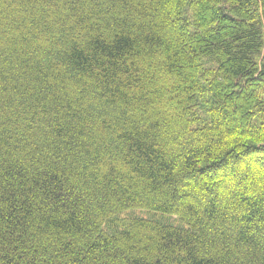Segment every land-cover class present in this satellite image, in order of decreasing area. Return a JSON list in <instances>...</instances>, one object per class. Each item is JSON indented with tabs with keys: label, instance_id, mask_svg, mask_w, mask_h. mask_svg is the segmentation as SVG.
<instances>
[{
	"label": "trees",
	"instance_id": "trees-1",
	"mask_svg": "<svg viewBox=\"0 0 264 264\" xmlns=\"http://www.w3.org/2000/svg\"><path fill=\"white\" fill-rule=\"evenodd\" d=\"M244 162L264 0H0V264H264Z\"/></svg>",
	"mask_w": 264,
	"mask_h": 264
},
{
	"label": "rangeland",
	"instance_id": "rangeland-1",
	"mask_svg": "<svg viewBox=\"0 0 264 264\" xmlns=\"http://www.w3.org/2000/svg\"><path fill=\"white\" fill-rule=\"evenodd\" d=\"M81 14H82V12H81ZM208 31H210V29L208 30ZM166 35L168 34V31H166V33H165ZM154 71V73L155 74H157L158 73V71H156V70H153ZM167 78H166V76H164V77H162L161 78V83H164L163 81H165ZM173 94V92H170V97H171V95ZM170 105V102L169 101H167V106H169ZM174 112H177V110L176 109H170L169 108V110H167L165 113H166V118H170V116L172 115V114H174ZM224 126L225 127H228V126H230V124L229 123H226V124H224ZM164 133V135H168V134H166L165 132H163ZM165 140V139H164ZM174 152H176V149L174 150ZM115 165L118 167V169L119 168H121V166H120V164L117 162V161H115ZM242 167H243V169H246L249 173H254V174H252V179H258V180H260V179H262L263 177H264V174H263V177H261L260 175H259V177L257 178V176H256V174H257V171H256V169L254 168V166L252 165V162H244V164L242 165ZM221 177H223V179H224V181H225V188L226 189H231V186H229L228 185V183H231V181L227 178V177H225V176H221ZM219 178V177H218ZM180 199H184V197L183 196H180L179 197ZM186 199L190 202V203H195V199L193 198V197H186ZM132 215H137V216H142V217H148L149 215H154V213H151V212H148V211H144V210H140V209H137V210H130V211H126V212H124L122 215H121V217H127V216H132ZM156 217H160V215H155ZM163 218H165L166 220H168L169 222H171V223H174V224H176L177 223V221L173 218V217H170V218H168V217H163ZM106 229V228H105Z\"/></svg>",
	"mask_w": 264,
	"mask_h": 264
}]
</instances>
